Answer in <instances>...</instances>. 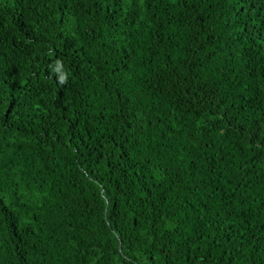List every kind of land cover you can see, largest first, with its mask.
<instances>
[{
    "label": "trees",
    "instance_id": "obj_1",
    "mask_svg": "<svg viewBox=\"0 0 264 264\" xmlns=\"http://www.w3.org/2000/svg\"><path fill=\"white\" fill-rule=\"evenodd\" d=\"M0 264H264V0H0Z\"/></svg>",
    "mask_w": 264,
    "mask_h": 264
}]
</instances>
